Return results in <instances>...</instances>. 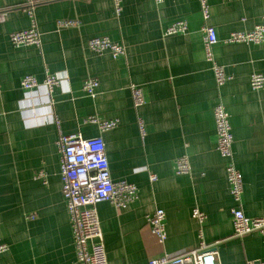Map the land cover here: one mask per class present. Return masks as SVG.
<instances>
[{"label":"crops","instance_id":"crops-1","mask_svg":"<svg viewBox=\"0 0 264 264\" xmlns=\"http://www.w3.org/2000/svg\"><path fill=\"white\" fill-rule=\"evenodd\" d=\"M35 1L41 47L13 48L9 35L30 21L24 0H0V245L7 248L0 264H77L56 142L59 134L99 136L91 117L118 122L101 134L110 177L138 190L122 210L96 205L108 264H147L196 249L200 240L220 264H264V235L233 236L236 202L213 120L220 101L242 176L240 208L247 218L264 219V90L249 86L251 74L264 73V46L222 42L261 23L264 0H207V23L218 40L213 56L229 77L219 90L204 55L199 0H122L118 17L111 0ZM59 20L76 25L59 28ZM176 22H185L186 32L165 36ZM92 38L122 44L125 54L92 52ZM47 74L60 78L50 97ZM24 76L37 88L22 90ZM88 78L98 82L94 97L82 91ZM130 86L145 100L137 109ZM184 156L190 173L177 175L174 161ZM157 209L165 214L163 247L146 224ZM193 209L205 215L201 228Z\"/></svg>","mask_w":264,"mask_h":264},{"label":"built area","instance_id":"built-area-1","mask_svg":"<svg viewBox=\"0 0 264 264\" xmlns=\"http://www.w3.org/2000/svg\"><path fill=\"white\" fill-rule=\"evenodd\" d=\"M115 15L118 17L121 11L122 0H111ZM160 4L163 0H154ZM35 0H24L23 11L30 21V26L21 31L12 32L9 42L13 48L32 46L41 47L40 33L35 22ZM202 18V42L205 59L209 62L214 77L215 87L219 90L228 81L224 68L218 65L213 56V46L218 43L214 29L208 25L209 6L207 0H199ZM4 13L0 12V21ZM74 21H57L59 28L75 26ZM185 22H176L170 25L164 35L185 33ZM224 44L244 43L264 46V17L261 23L252 30L231 33L222 41ZM88 48L95 53L108 52L116 58L125 54L122 44L112 43L107 38H92L88 42ZM60 78L47 74L44 79V87L50 97L52 89L58 86ZM20 86L25 92H31L38 86L37 80L32 76H24ZM98 82L88 78L82 83V91L88 97L95 96ZM249 86L253 91L264 90V73L251 74ZM133 107H141L145 100L137 86H130ZM213 120L216 136V150L227 162L225 173L229 185V193L236 202V207L231 210V224L234 237H243L251 233L264 235L263 218H247L240 208L239 200L242 194V176L234 166L231 151L232 135L228 113L223 104L218 101L213 108ZM88 123L95 124L99 136L94 138H82L79 134H59L56 142L59 154V177L61 182V194L65 202L69 216L72 241L75 248L77 264H108L103 244L102 232L97 217L96 205L100 202L111 204L115 210H122L137 199V188L124 181H113L110 177L108 161L105 155V145L101 134L111 131L118 126L116 120H100L96 117L88 119ZM138 125L142 130V122ZM174 170L177 175L190 173L188 159L184 156L174 161ZM43 178L40 172L37 176ZM151 183L156 181L155 175H150ZM191 217L201 228L205 215L197 209H193ZM165 214L157 209L147 217V228L154 237L158 246L163 247L166 240L164 228ZM6 246L0 245V254L4 253ZM147 264H220L218 253L214 248L206 246L203 240L199 241L196 249L189 250L177 256H163L148 260ZM255 264V263H250Z\"/></svg>","mask_w":264,"mask_h":264}]
</instances>
